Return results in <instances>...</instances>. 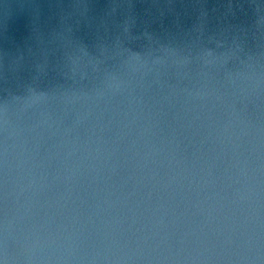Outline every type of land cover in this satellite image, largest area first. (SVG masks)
<instances>
[{"label":"water","instance_id":"water-1","mask_svg":"<svg viewBox=\"0 0 264 264\" xmlns=\"http://www.w3.org/2000/svg\"><path fill=\"white\" fill-rule=\"evenodd\" d=\"M0 264H264V0H0Z\"/></svg>","mask_w":264,"mask_h":264}]
</instances>
